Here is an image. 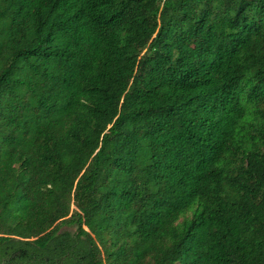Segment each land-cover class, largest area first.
Wrapping results in <instances>:
<instances>
[{
  "label": "trees",
  "instance_id": "obj_1",
  "mask_svg": "<svg viewBox=\"0 0 264 264\" xmlns=\"http://www.w3.org/2000/svg\"><path fill=\"white\" fill-rule=\"evenodd\" d=\"M0 264H264V0H0Z\"/></svg>",
  "mask_w": 264,
  "mask_h": 264
},
{
  "label": "rangeland",
  "instance_id": "obj_2",
  "mask_svg": "<svg viewBox=\"0 0 264 264\" xmlns=\"http://www.w3.org/2000/svg\"><path fill=\"white\" fill-rule=\"evenodd\" d=\"M71 229V228H70Z\"/></svg>",
  "mask_w": 264,
  "mask_h": 264
}]
</instances>
